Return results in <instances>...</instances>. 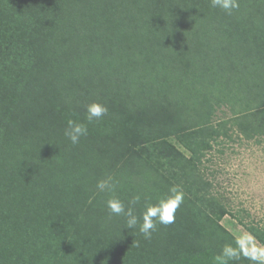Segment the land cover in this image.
<instances>
[{
	"label": "trees",
	"instance_id": "obj_1",
	"mask_svg": "<svg viewBox=\"0 0 264 264\" xmlns=\"http://www.w3.org/2000/svg\"><path fill=\"white\" fill-rule=\"evenodd\" d=\"M238 3L0 0V264H216L236 247L202 161L233 133L264 139V0ZM91 103L107 114L89 122ZM69 120L87 127L77 144ZM173 186L174 221L145 239ZM113 196L140 197L135 228Z\"/></svg>",
	"mask_w": 264,
	"mask_h": 264
},
{
	"label": "rangeland",
	"instance_id": "obj_2",
	"mask_svg": "<svg viewBox=\"0 0 264 264\" xmlns=\"http://www.w3.org/2000/svg\"><path fill=\"white\" fill-rule=\"evenodd\" d=\"M214 117L226 115L219 112ZM232 138L215 145L201 163L213 192L230 211L221 224L238 238L249 233L247 225L264 228V139L246 140L235 133Z\"/></svg>",
	"mask_w": 264,
	"mask_h": 264
},
{
	"label": "clouds",
	"instance_id": "obj_3",
	"mask_svg": "<svg viewBox=\"0 0 264 264\" xmlns=\"http://www.w3.org/2000/svg\"><path fill=\"white\" fill-rule=\"evenodd\" d=\"M213 7H219L225 10L229 15L232 11L239 8L238 0H211ZM107 108L99 103H91L87 106V119L91 122L93 119H99L107 114ZM87 127L83 124L69 120L65 129V136L72 144H77L82 136L87 135ZM97 188L101 191L113 192L115 183L112 177L97 183ZM184 193L179 186H173L169 189V195L162 198L154 205H147L142 213L143 223L139 226L140 233L145 239H150L152 232L156 230V222L160 224H171L174 221V213L183 203ZM140 200L139 196L133 197L130 206L125 209L124 203L113 196L107 200V208L111 215L126 217L127 229L135 228L138 223V217L134 214L133 207ZM236 247L225 245L221 254L214 259L216 264H228L229 261L239 260L241 256L254 262V264H264V247L257 245L255 238L250 233L240 235L236 241Z\"/></svg>",
	"mask_w": 264,
	"mask_h": 264
}]
</instances>
